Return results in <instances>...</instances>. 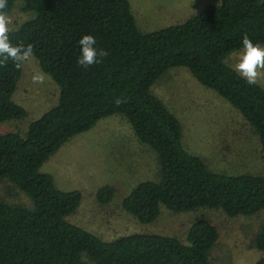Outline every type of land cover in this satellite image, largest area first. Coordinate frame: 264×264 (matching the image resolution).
<instances>
[{"label":"trees","instance_id":"16d2710c","mask_svg":"<svg viewBox=\"0 0 264 264\" xmlns=\"http://www.w3.org/2000/svg\"><path fill=\"white\" fill-rule=\"evenodd\" d=\"M14 2L8 0L7 13ZM21 11L34 16L10 30L9 39L33 46L40 69L57 84L59 96L24 135L0 134V177L12 182L2 183L9 185L6 194L15 196L8 203L10 198L0 193V264H210L219 238L210 221L193 220L184 241L150 230L105 241L66 219L76 212L81 192L59 189L51 174L39 169L69 138L120 114L139 144L156 152L160 171L157 180L138 183L120 202L121 210L138 223L157 224L166 214L161 206L174 215L210 208L228 217L264 209V176L210 171L183 147L180 123L150 90L169 68H187L252 126L264 158V89L248 85L225 63L231 52L243 48L244 36L264 46V0H220L152 32L139 30L129 0H23ZM86 34L109 55L83 68L77 64L78 41ZM22 69L11 61L0 67V123L26 116L12 100ZM20 190L31 208L15 204ZM114 194L104 184L95 198L107 204ZM251 248L264 254V221Z\"/></svg>","mask_w":264,"mask_h":264},{"label":"rangeland","instance_id":"374dc122","mask_svg":"<svg viewBox=\"0 0 264 264\" xmlns=\"http://www.w3.org/2000/svg\"><path fill=\"white\" fill-rule=\"evenodd\" d=\"M219 2L129 0L141 32H152L181 23L203 10L207 4ZM22 3L23 0H15L7 13L12 18L11 30L34 16L32 11H21ZM242 50L231 52L225 63L234 68ZM22 67L12 100L25 109L26 116L0 123V134L17 132L24 135L31 121L58 102L59 87L48 74L44 84L32 82L34 73L43 72L35 57ZM258 85L264 89V80ZM150 90L180 123L183 147L199 156L210 171L264 176V158L252 126L215 91L200 84L187 68H169ZM135 139L137 137L125 117L115 114L100 119L89 130L69 138L43 162L39 171L51 174L59 189L81 192V202L76 212L66 217L68 222L105 241L121 235L150 231L175 235L184 241L188 225L196 218L206 219L215 225L219 234L210 251V264H264V254L251 248V242L264 221V209L251 216L228 217L220 209L210 208L174 215L168 214L161 206L160 212L165 211L166 214L154 225L140 224L132 215L122 211L121 200L138 183L155 181L160 173L156 152L147 144L139 146ZM0 182V193L10 201L2 198L11 203L15 196L6 194L9 185L2 182H12L2 177ZM104 184L111 185L115 194L112 201L101 205L96 201L92 189ZM21 194L23 197L14 201L17 202L15 204L31 208L30 198L22 191Z\"/></svg>","mask_w":264,"mask_h":264},{"label":"clouds","instance_id":"9594fccd","mask_svg":"<svg viewBox=\"0 0 264 264\" xmlns=\"http://www.w3.org/2000/svg\"><path fill=\"white\" fill-rule=\"evenodd\" d=\"M8 0H0V67H6L11 61L16 68H21L25 63L34 59V50L31 44L14 45L9 39L10 25L12 18L7 14ZM96 38L92 35H83L78 44L80 46V56L77 64L83 68L102 62L104 57L109 55L104 49H97ZM243 50L238 55V62L234 66L236 71L248 85L255 86L264 80V47L259 43H253L248 36L242 39ZM47 74L43 72L34 73L32 82L34 84H44ZM122 101L116 100L117 104Z\"/></svg>","mask_w":264,"mask_h":264},{"label":"crops","instance_id":"0c3cea01","mask_svg":"<svg viewBox=\"0 0 264 264\" xmlns=\"http://www.w3.org/2000/svg\"><path fill=\"white\" fill-rule=\"evenodd\" d=\"M118 118H122V117H118ZM135 142H137V144H139L138 139H135ZM139 146H141V145L139 144ZM45 173H46V172H45ZM96 190H97V189H92V191H93L92 193L95 194Z\"/></svg>","mask_w":264,"mask_h":264}]
</instances>
